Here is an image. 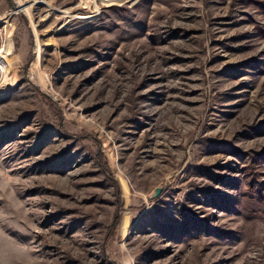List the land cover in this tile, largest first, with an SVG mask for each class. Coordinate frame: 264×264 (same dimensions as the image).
Returning <instances> with one entry per match:
<instances>
[{
    "label": "rangeland",
    "instance_id": "obj_1",
    "mask_svg": "<svg viewBox=\"0 0 264 264\" xmlns=\"http://www.w3.org/2000/svg\"><path fill=\"white\" fill-rule=\"evenodd\" d=\"M0 264H264V0H0Z\"/></svg>",
    "mask_w": 264,
    "mask_h": 264
},
{
    "label": "water",
    "instance_id": "obj_2",
    "mask_svg": "<svg viewBox=\"0 0 264 264\" xmlns=\"http://www.w3.org/2000/svg\"><path fill=\"white\" fill-rule=\"evenodd\" d=\"M159 192V189L156 190L155 194H157Z\"/></svg>",
    "mask_w": 264,
    "mask_h": 264
}]
</instances>
